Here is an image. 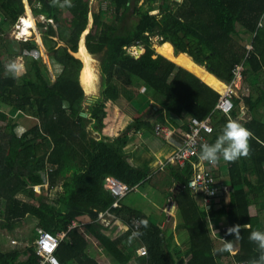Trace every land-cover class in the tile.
Wrapping results in <instances>:
<instances>
[{"label":"trees","instance_id":"16d2710c","mask_svg":"<svg viewBox=\"0 0 264 264\" xmlns=\"http://www.w3.org/2000/svg\"><path fill=\"white\" fill-rule=\"evenodd\" d=\"M28 3L34 15L46 19L37 22L38 29L49 56L60 68L53 80L36 41L4 37L7 26L24 14L25 4L23 0H0V114L15 113L0 126V235L3 230L11 234L31 220L36 227L32 239L41 229L68 231L56 252L61 264H105L91 251L82 229H69L73 220H87L85 228L96 227L105 235L102 248L113 264L135 263L142 246L147 248L144 264L259 261L261 251L248 237L254 230L264 232V0H108L106 8L99 5L86 35L88 52L101 62L100 93L91 101L79 79L82 62L70 52L78 50L89 24L91 0H70V6L65 0ZM64 11L70 14L69 23L62 16ZM154 37L162 45L158 47L161 54L153 47ZM168 44L176 55L181 53L202 66L198 68L201 76L218 88L221 81L233 82L236 69L242 66L251 94L234 96L229 114L218 110L221 93L164 55ZM139 45L146 46L145 52L136 57L129 49ZM87 50L83 43L78 53ZM18 56L26 59L25 69L14 76L6 66ZM86 72L84 62L81 80L90 83L93 77V86L95 76L85 80ZM138 81L142 90L134 86ZM122 98L136 108L117 135H106L103 130L111 116L107 104L120 103ZM25 116L28 120L21 123ZM192 116L211 117L213 131L202 132L209 144L228 120L238 121L252 133L248 157L225 162L224 175L218 171L223 159L211 167L220 188L205 208L204 195L188 187L191 163L166 171V160L154 169L152 158L138 155L137 148L143 144L153 151L158 144V148L165 146L168 139L158 125L182 118L188 131ZM89 130L98 136L90 137ZM142 136L147 141L139 142ZM155 137L159 140L152 143ZM108 175L132 189L117 207L112 204L118 197L105 186ZM44 184L48 191L35 190ZM144 184L176 203V230L166 232L151 215L124 204ZM58 185L62 189L52 196ZM108 208L126 226L123 232L118 225L98 220L99 212ZM135 218L141 219V226L132 236L130 223ZM234 225L240 226L239 238L227 231ZM181 230L187 235L182 236ZM212 230L222 243L215 240ZM224 239L238 243L236 253L221 251ZM5 241V237L0 239V264H39L33 245L21 250L2 246Z\"/></svg>","mask_w":264,"mask_h":264},{"label":"rangeland","instance_id":"374dc122","mask_svg":"<svg viewBox=\"0 0 264 264\" xmlns=\"http://www.w3.org/2000/svg\"><path fill=\"white\" fill-rule=\"evenodd\" d=\"M107 3H108V0H91V9H92V11H90V13H89V24H88L85 32H83V34L81 35L80 41L82 39H84V37H83L84 33H86L88 30H90L92 28V26H93V22H94L93 12H95V11H97L99 9V5H102L104 8H106L107 7ZM24 4H25V12H24V14L19 18V20L17 21L16 24H13L11 26H7L6 32L4 33V37L8 38V39H11V40H14L15 38H17V39H20V40H28V39L30 40V39H32V40L36 41L37 44H38L37 49H39V51H40V57L48 65V67L50 69L51 77L54 80L60 67H58L56 65V63L53 61V59L49 56L46 47L43 45L42 36H41V33L39 32L38 25H37V22L45 21L46 19L42 15H39V16L34 15L32 10H31V8H30V5L28 4V2H26V0H24ZM28 8H29V11H28ZM28 12L34 18V23H35L34 27L31 28V34L30 35L22 34V32L24 31V28H25V27L23 28V26H25L24 23H23V18H24V16L28 15ZM154 12H157V10H155ZM62 16L64 17L66 23L70 22L69 21V18H70L69 12L64 11ZM80 41H79V43H80ZM64 44H65L64 42H60L59 43V45H64ZM82 44H83V41L81 43V47H82ZM139 46L142 47V50H144L145 47H146L145 45H139ZM159 46L162 47V45L159 43L158 38L154 37L153 38V47L155 48L157 53L160 51V48L158 50ZM136 47L137 46H133V47H131L129 49L132 54H135V55L137 54ZM163 54L166 55L168 58H170V59L174 60L175 62H177V64H179V65H183L184 66L186 64V61L189 62V63H192L193 65L191 66V68L197 70L198 73H199V69L198 68H203L202 66L198 65L197 63H195L194 60L188 54L187 55L191 58L192 61L187 59L181 53L176 55L175 52H174V47L171 44H168V46H166L164 48ZM184 54H186V53H184ZM77 55L79 57H81L84 60V62L86 63L87 72L85 73L84 79L85 80L88 79V76L91 75V74H93L95 76L93 86H92V82H91L93 77H92L90 83H89V81H88V83L84 82L88 86V88H90V89H87L86 87H84L86 89L87 101H91V99H93V98H95V96L99 95L100 89H101V85H102V76H101V70H100V63H101L100 62V58L97 55L90 54L88 52V50H87V52L86 51H81ZM83 60H81V62ZM4 61H6V59H4ZM25 61H26V59L23 56H18L15 59V62L17 63V66H18V68L20 70V73H22L24 71V69H25ZM81 70H82V68H81ZM81 70H80V76H81ZM242 70H243V67L242 66H238V68H237V73H238L237 77L232 83H225L224 82V83L221 84V86H219V88H218V86H215V88L219 89L218 90L219 92L222 91V90L224 92L229 90V93L232 92V91H235L236 94H238L239 90L242 89V87L244 86V82H243L244 78L241 75ZM191 72H193V71H191ZM205 74L208 75L209 73L205 72ZM200 76H201V74H200ZM209 82L211 83V81H209ZM140 83L141 82L138 81L137 83L134 84V86L138 87L140 90H142L143 88H142ZM145 92L147 93V91H144V93ZM151 94H152V92H151ZM121 102L125 103V108H126L127 104L129 105V108H128L129 112H126L125 110L123 112L119 111L118 112V116L121 115L120 118H122L123 116H125V118H126V116H128V114H132L134 112V109L136 108V106L132 105V107H131V105L129 104V102H128V100L126 98H122V101H120V103ZM120 103H116L115 106L116 105L120 106L119 105ZM107 108H108V110L111 109V107H108V104H107ZM120 110H122V109H120ZM115 114H116V112L112 111L111 116L114 117ZM0 116H1V118H0V126H4V125H6L7 121L12 116L13 117L15 116V113L13 111H8V113L4 112L3 115L0 114ZM130 119H131V116H130ZM130 119H128V120H130ZM26 120H28V118L25 116L24 118L21 119V123H24ZM117 121H118V125H119V120L117 119ZM124 123H125V121H123L122 126H123ZM89 136L90 137L91 136H98V134L91 130ZM145 141H147V137H145V136H142V140L141 139L139 140V142H142V143L145 142ZM58 189L61 190L62 187L60 185H58L57 188H54V190H53L51 195L53 196L54 192L56 190H58ZM42 190H47L48 191L49 190L48 184H44L43 187H42V185H40V188L38 190H36V191L41 192ZM46 194H48V193H46ZM135 199H136V202H135ZM125 203H127L128 205H134L136 208L141 209L144 212H146L147 214L151 215L153 217V219L156 222H158L164 228V230L166 232H170L172 230H176L175 228H176V225L178 223L177 206H176V204H173L172 207H171V205H169V200L167 199V197L161 195L158 191L152 189V187L150 185L144 184V185L140 186L137 189V191L131 192L127 196V198L125 199ZM111 224H112L111 220L106 222V225L110 226ZM34 226H35L34 222L29 220L25 224H22L20 227H17V229L11 234H9L6 230L1 231L0 239L5 237V240H6L5 242H2V246H8L9 245L10 247L18 248L17 246H20L21 240L24 239L26 236L31 235L32 232L35 231L36 227H34ZM120 228H123V229L126 228L124 226L123 222L121 223V227ZM79 229H81V228H79ZM181 231H182V234H184L182 236L187 235V231L186 230H181ZM176 233H178V231ZM212 235L215 238V231L214 230H212ZM22 236H24V237H22ZM216 239L217 238H215V240ZM217 240L220 243H222L220 239H217ZM13 242H16L17 244L13 243ZM105 242H106V240H105ZM174 242H176V240ZM30 243H32V242H30ZM220 243L217 244L218 247L222 246V244H220ZM32 244H34V243H32ZM175 244L176 243H174V245ZM237 244L238 243H233L232 254H234L235 250L238 249ZM96 254H97V251H96ZM98 254H100V251H98ZM228 260H230V259H228ZM228 260L224 261L225 264H229Z\"/></svg>","mask_w":264,"mask_h":264},{"label":"built area","instance_id":"2783aa9c","mask_svg":"<svg viewBox=\"0 0 264 264\" xmlns=\"http://www.w3.org/2000/svg\"><path fill=\"white\" fill-rule=\"evenodd\" d=\"M237 74L238 73L236 69L235 79L237 77ZM242 89L239 90L238 94H236L235 91H232L230 93L229 90H227L226 92L223 91L216 108L222 112L229 114L234 107V98L239 96L241 92L243 94L249 93L248 86L244 85ZM210 122V116L204 119H199L198 117L192 116L191 121L189 123L190 129L188 131L183 132L182 141L175 146L173 153L167 159V164L171 163L174 165L179 164L180 166H183L184 164H186V162L191 163L193 167V173L188 181V187L193 192L202 193L204 195V204L202 205L203 208L208 206V204L214 199V196L218 193L220 188L219 185H217L219 181H216L212 176L213 172L211 167L214 166L206 161L200 160L198 155L200 151V145L203 143H209V141L204 137L202 132L204 131L206 133H210L213 131V127ZM158 128H160V131L164 133L166 139L171 140L174 134V131L171 129V127L163 124L158 125ZM215 166H217V164ZM105 186L113 192V195L118 197V199L112 204V207L119 206V200L121 199V197H123L130 190H132L126 183L122 182L121 179L111 175L106 176ZM39 188L40 185L35 186V190H38ZM114 218H116V216L114 215V213H112L110 208L99 212L98 219L105 224L107 221L112 220ZM81 225L82 223L78 221H73L72 224L69 226V229L77 228ZM140 226V218H135L131 221L130 227L132 228V236L136 235V231L140 228ZM223 227L224 229H228L230 226ZM67 236L68 231H60L58 233H53L44 229L39 230L37 236L31 240V242L34 243L33 245L36 249L37 255L40 258L39 264H61L58 256L56 255V252L61 241ZM236 252L237 250H235V253ZM139 255H147V248L145 246H142L139 249ZM237 264L245 263L238 262Z\"/></svg>","mask_w":264,"mask_h":264},{"label":"crops","instance_id":"0c3cea01","mask_svg":"<svg viewBox=\"0 0 264 264\" xmlns=\"http://www.w3.org/2000/svg\"><path fill=\"white\" fill-rule=\"evenodd\" d=\"M26 2H28V0H26ZM192 65H193L192 63H189V62L186 61V64L184 66L187 67L188 69H190L191 71H193L199 77H201L200 74L197 72V70L191 68ZM210 74H212V73H210ZM212 75H214V74H212ZM201 78L203 80H205L206 82H208L209 84H212V82L210 83L209 81H207L203 77H201ZM213 87H215V86L213 85ZM117 103H119V102H117ZM115 104L108 103V107H111V109H112L111 110V113H112V111H114V112H116V114L114 115V117H112V116L109 115L110 117L107 119V126L103 130L104 134L110 135V136L117 135L118 132L121 131V129L126 126V123L128 122L127 120L129 119L127 116H126V118H125V116H123L122 118H120L121 115L118 116V112L119 111L120 112L122 111V110H120L121 109V106L124 105L123 109H125V110H127L129 108V106L127 105V107L125 108V103L124 102H121L120 103L121 105L119 104L120 106H117L116 105L117 107L115 106ZM117 119L119 120V125H118ZM123 121H125V123L122 126ZM184 124H185V120L182 119V118L177 119L175 122L174 121H171V120H167V119L164 120V125L171 127V129L174 131V134H173V137L171 138V140H168L167 144L165 146H161V148H158L159 147V144L157 146L155 145L156 146L155 148H157V149H155L153 151H150L149 149L147 150L146 147L143 146V144L142 145H139L137 147L138 148V152H139L138 155H142L143 158H152V160H151V166H152V168H154V169L158 168L159 165H160V163L162 161H166L171 156V154L173 153V151L175 149V146L182 141V135H183V132L185 131L184 128H183V125ZM155 140H159V139L155 137L152 140V143ZM154 144H155V142H154ZM133 150H135V149H133ZM172 166H175V165H173L171 163L166 164L165 170L166 171H170ZM227 170H228V165L225 164V161H221L220 162V170H218L219 173H223V175H224L227 172ZM123 201H124V204L125 205H128L127 203H125V200H123ZM174 204H176V203H174ZM171 207H172V205H171ZM73 221H78V222L82 223V225L79 226V228H81L82 231H83V233L89 238L90 243H91V251L95 254V256L98 257V258H100L101 261L103 263H105V264H113L112 261H111V258L108 257L104 253L103 248H102L103 245H104V243H102L101 240H104V242H105V240H107L106 237H105V235L102 234L103 232L102 233L98 232V230L96 229V227H90V229L85 228L86 225L88 224L87 220L79 221V220L75 219ZM111 222H113L111 224V226H114V225H118L119 226L118 227V230L120 232H123V230L126 229V228L125 229L120 228L122 222L118 218L116 220L115 219H112ZM118 234H119V232L116 231V235H118ZM31 236L32 235H29V236H26L24 239H22L21 242H20V246H17V247L19 249H21V250H25L26 247L33 245L32 243H30L31 240H32ZM36 236H37V234L34 237H36ZM22 237H24V236H22ZM13 243H16V242H13ZM96 251H97V254H96ZM98 251H100V254H98ZM138 252H139V249H138ZM143 257H145V256H140L139 255L137 257V259L134 260L135 263H130V264H144V262L142 261V258Z\"/></svg>","mask_w":264,"mask_h":264},{"label":"clouds","instance_id":"9594fccd","mask_svg":"<svg viewBox=\"0 0 264 264\" xmlns=\"http://www.w3.org/2000/svg\"><path fill=\"white\" fill-rule=\"evenodd\" d=\"M53 2L55 3L57 0H53ZM65 4L70 6V0H65ZM60 6L63 7L64 5L61 4ZM6 67L14 76L20 75V70L15 61L10 62ZM243 82L244 85L249 87V93L244 94V96L250 95L252 90L250 84L246 81ZM220 93L222 94V91H220ZM239 96L242 97L240 94ZM251 137V131L241 123L236 120H228L214 143H203L200 145V151L198 153L199 158L215 166L221 159L225 162H235L241 157H248L250 154L249 140ZM142 224L144 227L148 226L146 220L142 221ZM239 228V225H234L227 231L229 234H235V238H239ZM248 239L255 242L261 251L259 261H253V264H261V262H264V232L259 230L251 231ZM221 251L231 253L233 251V240H225Z\"/></svg>","mask_w":264,"mask_h":264},{"label":"water","instance_id":"95a60500","mask_svg":"<svg viewBox=\"0 0 264 264\" xmlns=\"http://www.w3.org/2000/svg\"><path fill=\"white\" fill-rule=\"evenodd\" d=\"M90 30H88L86 33H84V35H83V37H84V39H83V43H84V45H85V47H86V49H87V45H86V35L88 34V32H89ZM80 45H81V41H80V43H79V47H78V50L77 51H72V50H70V52L75 56V57H77V58H79V59H81L78 55H77V53H78V51L80 50ZM136 50H137V54H136V57H139L141 54H143L144 52H145V49L142 51V52H140L141 50H142V47L141 46H137L136 47ZM159 54H161L160 52H158ZM163 55V54H162ZM82 60V59H81ZM82 64L84 65V62L82 61ZM83 65H82V68H83ZM182 66V65H181ZM206 69V68H205ZM189 70V69H188ZM207 70V69H206ZM191 71V70H190ZM81 77V76H80ZM79 77V79H80V82H81V84H82V86H83V88H84V83L81 81V78ZM199 77V76H198ZM201 78V77H200ZM202 79V78H201ZM203 80V79H202ZM219 80V79H218ZM203 81H205V80H203ZM221 81V80H220ZM206 82V81H205ZM207 84H209L208 82H206ZM221 83H223V81H221ZM209 85H211L212 87H213V85L212 84H209ZM215 88V87H214ZM85 89V88H84ZM215 89H217V88H215ZM217 90H219V89H217ZM85 92H86V89H85ZM95 96V95H94ZM95 97H97V96H95ZM83 116H88V113H86V112H82L81 113ZM172 203H173V201L170 199V202H169V205H172Z\"/></svg>","mask_w":264,"mask_h":264},{"label":"bare ground","instance_id":"6f19581e","mask_svg":"<svg viewBox=\"0 0 264 264\" xmlns=\"http://www.w3.org/2000/svg\"><path fill=\"white\" fill-rule=\"evenodd\" d=\"M29 11V8H28ZM23 23L25 26H23L24 31L22 32V34H26V35H30L31 34V28L34 27V18L31 16V14L28 12L27 16H24L23 18ZM22 28V29H23ZM25 35V36H26ZM143 50H141L140 52H142ZM78 54V53H77ZM82 81V80H81ZM223 91V90H222ZM87 117V116H86Z\"/></svg>","mask_w":264,"mask_h":264}]
</instances>
